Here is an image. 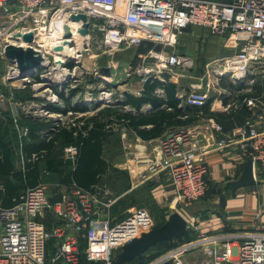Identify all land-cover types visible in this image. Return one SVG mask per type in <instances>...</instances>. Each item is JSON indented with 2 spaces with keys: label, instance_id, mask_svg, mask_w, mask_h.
<instances>
[{
  "label": "built area",
  "instance_id": "1",
  "mask_svg": "<svg viewBox=\"0 0 264 264\" xmlns=\"http://www.w3.org/2000/svg\"><path fill=\"white\" fill-rule=\"evenodd\" d=\"M79 15L87 18L86 34H82L85 22L72 20ZM194 26L209 29L233 50L208 61L201 73H195L196 60L176 48L178 38ZM30 33L33 41L25 42L23 37ZM144 43L152 44L153 49L137 55L136 67L124 70L126 80L136 73L142 84L151 78L166 82L163 74L169 73V81L180 86L177 97L182 104L202 108L210 102L213 113H231L246 105L249 114L226 131L201 110L194 124L159 138L153 155L138 150L134 159L145 165L144 173L138 174L142 182L167 177L170 207L189 206L209 191L207 157L230 150L243 162H253L252 187L254 193L264 195V95L254 90L264 81V0H0V111L12 112L16 124L22 116L53 121L50 131L39 132L50 139L51 131L60 124L118 107L125 92L140 96L143 87L138 92L120 91V87L118 92L113 90L112 70L117 67L112 59L116 53ZM8 45L33 49L42 56V64L23 75L18 63L6 57ZM58 47L60 51H56ZM104 56L105 68L110 70L106 77L99 65ZM181 78L188 83L181 85ZM87 81L86 90L79 92L85 105L93 103L92 107L65 113L49 110L62 104L65 109L61 95L69 99L72 90ZM96 81H100L97 86ZM30 86L34 93L29 101L15 99L16 91ZM156 92L163 94L161 89ZM151 109L148 105L142 112ZM114 127L117 131L118 125ZM16 130L21 145L30 129L17 125ZM65 153L67 159L75 160L77 148L67 147ZM110 196L106 186L84 190L72 185L70 192L52 200L46 184L41 183L21 193L11 206L0 205V264H80L83 254L89 262L111 264L114 250L151 231L154 222L147 210L136 208L127 218L113 222L108 212L115 200ZM48 215L53 219L51 228ZM255 218L260 220L262 212ZM75 235L87 241L83 251ZM55 238L61 240L60 245L48 258L46 244ZM196 251L206 255L204 264H264V225L249 231L198 234L150 264H185V257Z\"/></svg>",
  "mask_w": 264,
  "mask_h": 264
},
{
  "label": "trees",
  "instance_id": "2",
  "mask_svg": "<svg viewBox=\"0 0 264 264\" xmlns=\"http://www.w3.org/2000/svg\"><path fill=\"white\" fill-rule=\"evenodd\" d=\"M138 49L135 61L138 59V54L148 53L153 49V45L144 43ZM163 76L166 82H161L157 78H151L145 82L140 96L125 92L124 101L118 107H107L97 114L83 116L74 123L60 124L55 131H51L50 139L43 138L39 132L47 129L50 131L53 128V121L45 122L40 118L22 116V121L30 130L27 140H23L20 145L14 133L10 113L0 111V182L5 189L4 193L0 192V199L3 206H11L13 200L21 193L43 183L42 165L46 173L59 174L64 184L76 185L84 190H94L95 187L105 186V180L112 168L106 158L107 142L111 137L118 135V129L115 131L114 125H118V128L121 127L128 134L142 141L149 142L163 137L170 130H180L194 124L201 110L205 117H213L226 131L241 124L249 114L246 105H242V108L231 113H213L209 111L210 102L202 108L182 104L177 97L179 84L169 81V73H164ZM159 89L163 90V94L156 92ZM254 90L255 94L264 95V81L256 84ZM75 92L73 91V94ZM21 98L23 95L18 93V99ZM27 98L31 99L30 96ZM243 98L244 95L240 97V99ZM61 99L65 103V109L51 106L49 110L63 113L85 111L84 107L81 110H75L80 109L81 106L72 107L70 99L63 95ZM148 105L151 106V111L143 113L142 109ZM125 106L130 109H125ZM70 146L77 148L75 160L65 157V149ZM16 148L25 156V166L22 170L15 167ZM149 186L152 187V185ZM47 220L48 224L53 221L50 215ZM195 237L194 232L190 231L189 237L182 240L159 243L153 248L163 244H169V246L160 251L161 253L154 255L153 253L147 255V252L143 259H135L130 264H149L166 251ZM80 264L99 263L89 262L82 255Z\"/></svg>",
  "mask_w": 264,
  "mask_h": 264
},
{
  "label": "crops",
  "instance_id": "3",
  "mask_svg": "<svg viewBox=\"0 0 264 264\" xmlns=\"http://www.w3.org/2000/svg\"><path fill=\"white\" fill-rule=\"evenodd\" d=\"M225 44L226 40L213 36L209 29L194 26L188 29L182 36L178 38L176 48L180 54H184L187 56L189 55V57L195 59L197 66L203 67L208 61L219 58L221 54H232L233 50L226 47ZM138 50V48H130L124 51H120L114 55V58L112 60L115 61L117 68H119V65L122 62H127L128 67L131 65L134 66L138 63V60L135 61ZM99 65L102 69L107 66L105 56L99 59ZM179 82L181 85H186L185 82L187 81L186 79L181 78ZM130 83V81H127L126 85H129ZM142 87L143 84L140 80V84H138L137 87H133L131 90L138 92L142 89ZM74 97L76 96H72L71 98H69L71 106L75 107L79 105L81 106L80 109L75 110L83 109L82 107L84 106L82 104L76 103L75 101L74 103H72ZM85 110H87V107L85 108ZM123 132L127 133L125 130ZM134 138L136 144L132 145H134L135 147H130L133 150L131 151L132 156H135L138 153V150L143 151V149L145 151V154H148L149 156L153 155V148L157 146L159 142L158 139L145 142L136 136H134ZM122 140L124 141L126 139L122 138ZM128 145L131 146V144ZM17 155L18 157L15 162V167L18 170H22L25 166V156L19 149L17 151ZM135 162V160H132L130 158L128 159V163L130 164V171L123 169L119 172V170H117L118 173L126 176L127 186L125 190H120V194H118L116 200H120L126 196H130L132 193L136 192L138 188L146 189L145 191L148 193L150 198V205H145V210L149 209L147 211L152 217L153 221L154 219L158 218V212L161 211L159 214V218H162L163 216L166 217V220H164V222L162 221L163 223H165L169 219L170 215L174 213H171V210H175L170 207V204L172 203V196L168 195L169 193H171V184L168 178L165 176H163L159 180L153 181L152 184H136V181L139 178L138 173L142 169H144L145 165H138ZM207 163V181L209 185V191L207 194L208 198L204 197L203 199L198 200L186 207L182 205L178 207L181 209L179 213L188 221L190 231H193L197 236L198 234L249 231L259 228L261 225H264V195L254 193V187L241 188L237 191L225 190L220 195H214L212 193V189L223 187L227 182L238 179L244 169L246 162H243L237 153L228 150L210 154L207 157ZM41 169L44 173L43 183H45V180H54L51 184L50 182L49 184L45 183L47 186V192L52 200L57 199L63 193L70 192L72 185L62 183L59 174L46 173L45 167L43 165ZM149 185H152V187ZM4 191L5 189L3 188V185H1L0 192L4 193ZM220 196H225L227 201V204L223 211H220L217 207ZM0 204L3 205L2 199H0ZM137 206L138 203H136L131 208V210L136 208ZM115 208L113 209V212ZM155 209L157 210V213L154 212ZM259 212H262V218L257 221L255 217ZM110 217L114 219V221L121 220L120 218H115L112 214ZM60 225H62V227L64 226L63 223H60ZM47 226L48 228H51V223H47ZM75 236L79 241L81 251H83V249L86 248L87 241L79 235ZM60 242L61 240L59 238L51 239L47 242L46 253L48 258L54 256V254L58 250ZM206 258V255L202 251H196L187 255L184 259V262L185 264H199V262L200 264H204Z\"/></svg>",
  "mask_w": 264,
  "mask_h": 264
},
{
  "label": "rangeland",
  "instance_id": "4",
  "mask_svg": "<svg viewBox=\"0 0 264 264\" xmlns=\"http://www.w3.org/2000/svg\"><path fill=\"white\" fill-rule=\"evenodd\" d=\"M190 56H192V55H190ZM223 56H225V55L221 54L220 57H223ZM86 64H87V66L89 68L93 67V64H91L90 60H88V59L86 60ZM133 67H136V66L134 65ZM126 68H128V63L127 62H122L119 65V68L112 70V74H114V78H115L112 89L115 90L116 92H118V87H120L119 88L120 91H123V90H130L131 91V89L133 87H135V86L137 87L138 84H140L139 76L136 73L133 76L130 77V80H126L127 79V74L124 72V70ZM195 73H201V67L200 66H197V69L195 70ZM103 76L106 77L104 73H103ZM86 80H89V79H86ZM92 80H94V78H92ZM118 80H121L120 84H117ZM127 81L128 82L130 81L131 83L129 85H126ZM99 83H100V81H96V86L99 85ZM187 83H188V81L185 82V84H187ZM87 84H88V81L84 82L83 84H81L80 88H77V90H72V91H76L74 93V95H73V96H76V97H74V99L72 100V103H74V101H75L76 103H80L84 107H88V108L93 106V103H91V105L90 104L89 105L88 104L85 105V100L83 98L84 95L80 94V92H79V91L86 90V85ZM18 93H21V95H23V98L18 99ZM33 93H34L33 87L30 86L29 88H27V90L16 91L15 92V99L18 100V101L26 102V101H29V99L27 97H29V96L31 97ZM99 93L100 92L97 90L96 93H95L96 96H99ZM69 97L71 98V96H69ZM60 107L64 108L63 104ZM9 113H10L12 119H13L12 120V126H14V133H17L16 135H17V138L19 140V132L20 131L16 130L17 125H18V128L21 129L22 126H25V124H24V122L22 120L18 121V124H16V121H14V119L16 118L15 115H13L12 112H9ZM87 116H90V114H88ZM51 119H53V118H51ZM121 131H122V133H121ZM123 131H124V129L119 127L118 131H117L118 135H115V136L111 137L110 140L107 142L106 158L110 162V166H112V168H111V172H110L108 178L105 180V186L107 187V189L111 193L110 199L115 200V203L112 205L113 208L111 207L112 210H111V208L109 209L108 214H109V216H111V214H112L115 218H120L121 220L127 218L128 215H130L129 212L131 211V208L136 203H138V206L136 207V209H145V205H147V206L150 205V203H149L150 202V198H149L148 193L145 191L146 189H139L138 188V190H136V192L132 193L130 196H126V197H124V198H122L120 200H116V198L118 197V194H120V190H125V188L127 186V184H126V182H127L126 176L123 175V174L118 173L117 170H119V172H120V170H123V169L127 170V171H130V167H129L130 164L128 163V159L130 158L132 160H135L134 159L135 157L131 155V151H133V150L130 148V147H133L136 144L135 143V138H134L133 135L124 133ZM119 137H120V141H119ZM10 138H13V137H10ZM122 138H125L126 140L123 141ZM126 142H128V143H126ZM128 144H131V146H129ZM132 144H134V145H132ZM17 150H18V148H16V159L18 157ZM65 157H66V153H65ZM142 164H144V163H142ZM144 169H145V167H144ZM142 173H144L143 169L138 174H142ZM49 180L50 181L45 180V183L49 184V182H50V184H51L54 181L53 179H49ZM152 182H153V180H148L146 182H142V180L140 178H138L137 181H136V184H139V183H142V184L143 183H146V184L147 183L148 184L151 183L152 184ZM1 185H3V183L0 182V186ZM140 188H141V186H140ZM207 194H206L205 198H208ZM114 208H115V210L113 212ZM147 210H149V209H147ZM111 211H112V213H111ZM179 211H181L180 208L175 209V210H171V213H173V212L175 213V212H179ZM154 212L157 213V210L155 209ZM160 212H158V216H157L158 218L154 219V221H153L154 222V227L164 224L163 222H164V220H166V217H164V216L162 218H159ZM109 218H110V220H113V222L121 221V220L114 221V219H112L111 217H109ZM168 246H169V244H163V245L158 246L156 248H152V250L148 251L147 255H149L150 253L151 254L153 253V255H154V254L159 253L160 251L162 252V250L166 249ZM170 250H172V249H170ZM170 250H168V251H170ZM119 251H121V249L113 251V253L111 255V258H110V261H109L111 264H112L113 260L115 259V253L119 252ZM168 251H166L165 253H167ZM165 253H163V254H165ZM83 256H84L85 260H87V256L84 255V254H83ZM206 260H207V258H206ZM96 263L106 264V262H101V261H96ZM199 264H200V262H199Z\"/></svg>",
  "mask_w": 264,
  "mask_h": 264
},
{
  "label": "water",
  "instance_id": "5",
  "mask_svg": "<svg viewBox=\"0 0 264 264\" xmlns=\"http://www.w3.org/2000/svg\"><path fill=\"white\" fill-rule=\"evenodd\" d=\"M73 21L83 20L85 22L82 34L87 33V18L84 15L73 16ZM66 36L70 37L69 27H66ZM25 42L33 41V34H27L23 37ZM58 47L56 51H60ZM8 59L18 63L23 75L28 74L34 68L40 66L43 62L42 56L33 49H24L15 45H8L5 49ZM101 73L110 74L109 69H102ZM255 184L253 162L248 160L238 179L229 181L223 187L212 189L214 195H220L225 190L237 191L241 188L252 187ZM227 204L225 196H220L217 207L223 211ZM190 235L188 221L179 213L175 212L170 215L169 219L162 225L154 227L151 231L143 233L141 237L134 239L131 243L121 248V251L115 253V259L112 264H130L135 259H143L144 255L157 244L162 242H173L182 240Z\"/></svg>",
  "mask_w": 264,
  "mask_h": 264
}]
</instances>
